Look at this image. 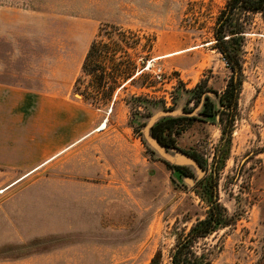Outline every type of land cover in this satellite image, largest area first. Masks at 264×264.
<instances>
[{
  "label": "rangeland",
  "instance_id": "rangeland-1",
  "mask_svg": "<svg viewBox=\"0 0 264 264\" xmlns=\"http://www.w3.org/2000/svg\"><path fill=\"white\" fill-rule=\"evenodd\" d=\"M227 2L0 0L2 68L47 93L74 78L69 100L95 119L90 137L18 187L3 193L14 177L1 174L0 264H171L178 241L210 209L213 193L202 180L218 181L227 226L200 238L198 252L211 264H264V14L237 15L226 30L243 80L232 134L224 137L219 116L204 117L177 129L180 151L168 147L203 160V176L181 173L145 137L162 111L197 115L201 105H187L197 85L217 91L207 94L220 107L232 71L215 29ZM105 24L126 33L116 43L137 46L117 53L136 67L108 104L93 98L95 77L82 75ZM102 56L109 74L111 55ZM80 76L79 90L91 98L76 92Z\"/></svg>",
  "mask_w": 264,
  "mask_h": 264
},
{
  "label": "trees",
  "instance_id": "trees-1",
  "mask_svg": "<svg viewBox=\"0 0 264 264\" xmlns=\"http://www.w3.org/2000/svg\"><path fill=\"white\" fill-rule=\"evenodd\" d=\"M247 13H261L264 14V0H228L226 9H224L218 19L217 27L215 29V38L217 40L216 47L220 49L223 54L224 59L232 71V75L224 89V92L219 96L220 107L213 101V99L207 94L208 92H213L218 94L217 91L211 89L203 88L201 85L191 91V96L188 99V104L194 103L195 107L201 105L197 115L189 117H165L157 121V123L152 127V135L158 138L163 145L166 147L177 148L175 145V140L173 136L179 133L177 130L180 128L181 124L185 121H197L203 120L204 117L216 119L219 116V121L222 127V132L225 135H231L232 129L235 121V113L238 107V101L242 89V64L240 59V54L238 50H232L231 38L226 39V30L232 27V23L236 21L237 15H243ZM238 33H244L245 24H240ZM106 37L109 42H102L101 38ZM116 37L121 39H126L127 35L121 28L111 24H105L101 28L97 38L91 43L89 51L85 57L82 66V75H91L95 77L94 86L95 91L92 92L95 96L94 99H99L103 103L108 104L112 98L115 90L120 86V80L126 78L127 76H132L131 67H136L134 64L129 62V60H119L116 55L119 51H123L124 54L129 55L128 50H137V46H132V44L125 43V46H121L114 40ZM242 40V36H239ZM153 46H151L152 48ZM240 51V49H239ZM110 56L109 62L112 65L111 72L107 74L103 68L105 62L100 61L103 56ZM143 59H146L145 57ZM100 73V74H97ZM111 79V84L108 85L105 82L107 78ZM82 76L78 77L75 82V90L78 91L85 98L92 97L89 92H80V82ZM96 102V101H95ZM149 103V101H147ZM146 108L150 109V105H145ZM193 112V109L190 110ZM226 116V117H225ZM225 117V118H224ZM179 149V148H177ZM193 157L197 159L201 167L203 168L204 162L195 154ZM177 170L186 176L193 177V169L187 166H176ZM203 187H210L213 195L211 196L210 209L208 211L207 217L203 220H199L186 234L182 236L178 241L176 249L172 255L171 264H211L207 253H199L197 250V243L200 238H204L217 231L219 228H224L227 226V211L221 205L217 199L218 181H213L207 185L201 183ZM156 264V261L152 262Z\"/></svg>",
  "mask_w": 264,
  "mask_h": 264
},
{
  "label": "crops",
  "instance_id": "crops-1",
  "mask_svg": "<svg viewBox=\"0 0 264 264\" xmlns=\"http://www.w3.org/2000/svg\"><path fill=\"white\" fill-rule=\"evenodd\" d=\"M6 67L0 63V186L2 173L14 179L3 193L39 174L90 137L95 122L68 98L74 78L62 90L40 92L13 78Z\"/></svg>",
  "mask_w": 264,
  "mask_h": 264
},
{
  "label": "water",
  "instance_id": "water-1",
  "mask_svg": "<svg viewBox=\"0 0 264 264\" xmlns=\"http://www.w3.org/2000/svg\"><path fill=\"white\" fill-rule=\"evenodd\" d=\"M183 113L180 112H167V111H162L158 113L156 116L152 117L150 121L148 122L146 128H145V137L147 141L153 146L155 150H157L160 155L170 164L176 165V166H189L193 170H195L201 178L204 174L202 167L200 166L199 162L191 155L185 154L184 152L177 154V156L173 155L172 152L168 150V147L163 145L161 141L154 137L152 135V127L157 123V121L161 118H164L165 116H176L180 115ZM194 113L188 114V116H193ZM177 151H180V149H177ZM190 184H192V180H188Z\"/></svg>",
  "mask_w": 264,
  "mask_h": 264
},
{
  "label": "bare ground",
  "instance_id": "bare-ground-1",
  "mask_svg": "<svg viewBox=\"0 0 264 264\" xmlns=\"http://www.w3.org/2000/svg\"><path fill=\"white\" fill-rule=\"evenodd\" d=\"M158 59V58H157ZM106 127V122L104 121V122H102L101 123V125L96 129V130H102V129H104ZM24 177H27V175L26 176H24ZM23 177V178H24Z\"/></svg>",
  "mask_w": 264,
  "mask_h": 264
}]
</instances>
